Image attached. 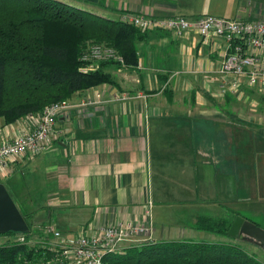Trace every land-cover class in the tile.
<instances>
[{"label":"crops","instance_id":"obj_1","mask_svg":"<svg viewBox=\"0 0 264 264\" xmlns=\"http://www.w3.org/2000/svg\"><path fill=\"white\" fill-rule=\"evenodd\" d=\"M60 1L114 21L132 14L250 20L261 13L253 0ZM222 42L142 33L137 65L109 64L113 83L66 98L48 148L16 158L1 177L15 197L29 198L31 210L23 213L32 228L69 235L146 220L150 241L226 240L195 225L201 217L231 223L241 215V193L247 201L256 196L250 191H264V149L250 142L264 141V95L242 83L231 92L234 80L217 71ZM95 91L108 101L86 104ZM29 125L26 117L11 124L0 118V140Z\"/></svg>","mask_w":264,"mask_h":264},{"label":"trees","instance_id":"obj_2","mask_svg":"<svg viewBox=\"0 0 264 264\" xmlns=\"http://www.w3.org/2000/svg\"><path fill=\"white\" fill-rule=\"evenodd\" d=\"M136 26L111 20L60 0H0V118L11 124L73 93L105 83H113L100 61L85 70L81 56L93 44L113 47L123 66L138 64L136 42L142 37ZM256 92V91H254ZM257 93V92H256ZM29 231L25 241L0 244V264H35L40 259L38 243L31 238H47L46 226ZM30 216V214H29ZM225 218H198L195 228L226 240L213 242L180 240L149 241L130 245L103 256L104 264H264L237 239L226 235ZM1 235H4L1 234ZM240 238V237H239ZM241 239V238H240ZM243 240V239H241Z\"/></svg>","mask_w":264,"mask_h":264},{"label":"built area","instance_id":"obj_3","mask_svg":"<svg viewBox=\"0 0 264 264\" xmlns=\"http://www.w3.org/2000/svg\"><path fill=\"white\" fill-rule=\"evenodd\" d=\"M260 12L250 20L210 14L191 19L184 16L155 18L132 14L126 15L123 21L136 26L141 32L165 30L177 37L195 33L203 39H221L223 52L217 71L221 76L234 80L230 84L231 92L234 93L242 83L264 95V11ZM86 48L80 58L85 63V70L92 71L100 61L124 63L113 47L93 44ZM127 96L125 94L112 100L127 99ZM93 98L87 100L86 104L108 101L97 91L94 92ZM68 107L66 99L55 101L41 111L26 116L30 122L28 131L0 140V178L8 174L9 163L16 158L24 155L35 156L48 148L54 124ZM87 229L86 232L84 229L71 237L64 235L54 226H46L47 238L36 241L42 251L41 261L35 264H104L101 259L105 254H112L127 243L133 245L150 241L151 226L146 220L141 223L127 221ZM61 236L65 237V240Z\"/></svg>","mask_w":264,"mask_h":264},{"label":"rangeland","instance_id":"obj_4","mask_svg":"<svg viewBox=\"0 0 264 264\" xmlns=\"http://www.w3.org/2000/svg\"><path fill=\"white\" fill-rule=\"evenodd\" d=\"M253 4H254L253 5L254 8L259 9L262 12L264 11V0H253ZM239 17L243 18L242 15H240ZM239 17H235V18H239ZM250 132L253 133L252 130H250ZM251 133H249V134L251 135ZM250 142L256 147L257 150L258 149L259 150L264 149V141H262V142L254 141L253 142V140H251ZM15 177L17 178L18 176L16 175ZM25 178L28 180L29 177L28 178L25 177ZM29 179H31V178H29ZM6 180H7L6 178L5 179L1 178L0 182H2L6 187L5 189H7V191L10 192L11 198L13 199L12 201H14V203L19 206L18 208H19V211L21 210V212H22L21 214L25 215L23 212H27V211L31 210L30 201H27L29 198H27L26 201H24V200L21 201V199L15 197L13 194V189L10 188L11 186L8 187ZM35 180H37V178H35ZM21 181H19V182H21ZM31 181L32 180H30V182ZM18 184H20V183H18ZM250 192H251V196L255 194L256 196H263V198H264V191H259L258 189H256V191H250ZM256 196L254 197L255 199H250V200L246 201V200H243L244 195L241 193L240 194L241 202L238 203L240 205L239 213L241 214L242 217H245V218L248 217V219L251 220V222H254L258 226H260V228L264 229V202L259 203L258 198ZM37 217L39 218L40 215H37ZM27 221H29L28 216H27ZM76 233H70L68 236L72 237ZM41 238H42L41 236H36V239L33 240V238L30 237V239L28 240L27 243L32 246V244L34 242H36L38 239H41ZM61 238L64 239L65 237L61 236ZM24 239L25 238H23V236L21 234H18V233L17 234H7V235H5V233H4V235L0 234V244L10 243L13 241H21L22 242V241H25ZM218 239H220V238H218ZM214 241H218V240H214ZM206 242L211 243L213 241H212V239H210V240H207ZM237 243L242 245L248 251V253L255 254L257 256V258L259 260H261V262H264V249L260 248L259 245H257L256 243H253V242H249L247 240H241L240 238H237ZM125 245L130 246L132 244L129 245V243H127ZM133 245H140V243H135Z\"/></svg>","mask_w":264,"mask_h":264},{"label":"water","instance_id":"obj_5","mask_svg":"<svg viewBox=\"0 0 264 264\" xmlns=\"http://www.w3.org/2000/svg\"><path fill=\"white\" fill-rule=\"evenodd\" d=\"M5 188V185L0 182V234L8 231L27 233L29 226ZM226 230L228 237L235 240L240 237L264 249V229L249 221L248 218L239 214L235 215Z\"/></svg>","mask_w":264,"mask_h":264}]
</instances>
